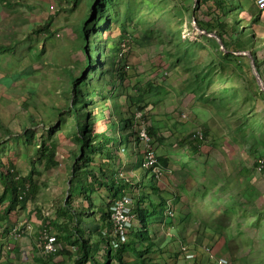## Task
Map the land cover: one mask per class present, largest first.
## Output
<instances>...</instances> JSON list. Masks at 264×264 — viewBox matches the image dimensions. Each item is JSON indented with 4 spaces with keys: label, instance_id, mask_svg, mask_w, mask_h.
Segmentation results:
<instances>
[{
    "label": "rangeland",
    "instance_id": "1",
    "mask_svg": "<svg viewBox=\"0 0 264 264\" xmlns=\"http://www.w3.org/2000/svg\"><path fill=\"white\" fill-rule=\"evenodd\" d=\"M241 2L246 10L238 15V18H244L239 24L241 26L246 24L247 26L245 30L247 42H252L251 35L254 34V42L259 44L264 41V27L258 24L253 25V32H251V25L248 23L252 13L258 11V7L254 2L249 4V0H241ZM196 3L198 7L195 11ZM208 7L209 4H204L201 0H117L116 3L114 2L111 6H108L110 8L109 16L112 21L103 36L115 37L116 46L124 48V53L127 54L126 59L121 64L125 66L129 64L128 68L126 67L128 77L125 87H121L118 82L112 89V86L101 83L102 76L98 69L97 83L95 86H89V90L96 88L97 91L101 90L103 94L106 92L105 94L108 98L110 94H113V96L116 94L115 96L120 106L115 110V117L119 119L123 114L129 117L135 116L136 109L131 104L129 95L136 94L140 85L143 86L144 83L150 80L152 84L167 88L168 94L164 99L159 104H149L144 111L145 119L142 117V121L148 126L155 121V124L162 128L160 134L166 139L163 142L155 141L156 144L154 146L157 154H163L165 157L178 154L174 150L178 149L180 144L187 145L189 143V141H185L187 137L193 135L201 140L198 137V132L202 131V150L213 156L209 162L218 171H215L217 174L216 182L221 180V176H223V166L227 169L231 168L237 176L250 178V182L248 181L244 188L245 196L244 194L243 196L237 195V204L232 208L234 210L233 216H230L231 221L227 229L223 228L226 230H222L220 233L224 236L225 232L228 234L235 233L233 228L238 222H241L244 231L238 238L233 234L232 236H235L236 239H230L234 255L236 254L233 260L234 263L243 261L241 256H245L244 262L247 264H252L255 259H257L258 264H261V262L264 264V252L259 250L260 246H264V240L261 239V241L259 235L260 227L264 223V210L261 209L264 208V170L259 171L255 166V161L259 157L264 159V94L259 93L257 91L258 88L255 90V82L249 87L247 86V80L252 77L250 69L247 67L249 59L241 58V64L245 67L238 75V69L235 66L237 63L233 59H228L223 67L220 68L223 69L222 74L214 75V81L207 84V90L220 91L219 96H222L224 92L229 100L232 98L240 100V113L239 117H237L240 120H231L229 123V125L235 126L239 122V140L234 142L230 139V136L228 140L222 138L224 131L227 130L226 124L229 120L222 121L217 116L218 110L212 103L206 104L198 100L196 94L188 89V87L192 86V81H196L193 71L197 70V68H205V63L211 59L212 55L208 53L209 49L206 47H195L193 50L188 47L187 50L190 52H187L186 60L174 57V53H176L174 48L176 47L178 36H181L183 41L194 40L196 37H199L201 41L200 32L195 28V25L197 26L196 16L202 21L209 20L212 11ZM228 10L230 14H233V8L229 7ZM48 16L51 20L52 29L49 40L47 42L45 40L46 53L37 59L36 63L33 62V66L36 67V74L30 77V84L36 87L33 98L29 99V103H26V99H23L20 95L22 91H25L21 85L22 81L9 88L0 86V146H2V149L0 148V157L6 166L10 163L14 164L22 175H26L33 168L41 173L35 176L41 184L40 193L34 201L28 204V210L27 208L20 210L18 207L11 212L7 210L5 213L8 215H5V213L0 215V264H73L76 253V251L71 249V251H65L69 253L45 257L35 248L40 241L38 236L41 235L42 230L46 226L51 231L57 232V227L51 224L50 221L54 220L56 224L60 223V221L56 220V210L63 204L67 196L69 197V181L73 162L75 161L72 154L74 150H77V142L74 139L75 119L73 114L67 109L71 104V97L63 93L68 78L66 68L70 66L76 74H79V77H87L89 83L94 81L95 77L90 75L88 68L81 71L85 55L80 44V25L85 17L89 20L95 19L97 25L100 24V21L98 20L95 2L90 4L89 0H49ZM116 16L124 20L125 31H122L123 24L114 20ZM193 21L196 22L195 25ZM21 31L17 38H28V36H25L28 31ZM92 33L91 30H88L87 37H91ZM96 33L98 41L102 33L100 25ZM169 38L171 43H169ZM167 44H172L173 46L170 53L166 50ZM85 46L87 47V44ZM110 48L113 47L111 42L108 41V52ZM14 49L13 47L10 51ZM256 51L259 58L264 57V47H256ZM30 61L29 57H27L22 61L23 65L20 67H24ZM186 64H191L197 68H186ZM232 69H235V72H232ZM105 70V79L111 80V66L107 64ZM233 86H236V88ZM111 89L114 92H111ZM227 89H230V92L227 93L225 91ZM255 91L256 94H254ZM93 99L97 102L94 110L97 114L106 105L102 100V96L94 95ZM223 112L220 110L221 114ZM30 116L34 117L36 123L34 129L37 130V136L31 142H26L21 134H23L25 127L31 126L29 122ZM136 117H133V119L140 122L141 125V115L138 113ZM98 121L100 122L96 123V130H101L105 127V121L102 118ZM48 126L53 128L52 137L58 145L56 160L59 162L56 167L49 171L44 168L43 163L39 162L38 156L35 157L34 163L29 159L34 156V150L38 147L39 141L47 135L48 129L46 127ZM231 130L229 131L231 132ZM108 133L112 132L108 130ZM117 134L122 135L121 131L119 133L118 128ZM15 135L16 137L14 138ZM125 137L128 141L129 135ZM125 137L122 138L124 146L121 143L118 146L120 150L115 153L117 156H125V153L129 150L125 146ZM178 150L180 153L183 152L182 149ZM127 156H129V151ZM99 158L100 156H98L97 162L101 163ZM171 158L176 160L178 155H174ZM119 170L120 176L132 177L136 181L139 178L140 171L137 170L132 173L131 168L127 165L122 170ZM178 180L173 173L167 170L163 172L158 183L161 187L160 191H163L166 199L168 197L169 204L171 206L174 205L176 209L183 208L186 211L187 209H185L183 204L186 200L185 196L181 198V201L179 200L180 203L177 200L179 192L176 184ZM211 187L214 186L210 185ZM227 187L228 185H223V188L226 189ZM2 190L3 187L0 180V194ZM142 191L144 194L145 192H150L149 194H151L150 189L144 191L140 188L135 189L134 194L138 197ZM134 194L129 192L132 197ZM104 196H106L107 201H110L111 197L108 193H104ZM152 196L156 198V195L152 194ZM72 202L73 204L75 203L74 200ZM79 204L82 207L85 202L81 201ZM204 204L208 212L213 211L212 208H214L217 210L215 212L216 215L223 214V207H209L206 203ZM4 205L3 202H0V211L6 210ZM74 206H76V203ZM144 206L147 219L146 225L149 226L150 214L151 212L157 213V210L152 211L150 200L147 196ZM202 207L200 206V208ZM136 210L138 211V208ZM177 211L180 213L179 210ZM187 220L190 227L189 230L183 234L178 232L176 236L173 233L167 243L166 250L174 246L176 254L185 256L186 253H192L195 255L188 246L189 244L193 245L201 242V245H211L210 250L206 248L209 245L203 248L206 255L209 256V253L217 255L214 250H217V243L221 244L222 241L223 246L227 247V241L221 235H218L219 239L214 240V243L205 242L206 237L202 236V232H200V226L203 224H200L196 217L191 216ZM20 222L32 224L33 232H23L19 239L9 236L4 240L5 237L1 236V234L7 237L10 230ZM132 222L135 224L134 226L138 227V214L135 219H132ZM98 223H101L99 213L94 210L89 212V217L80 220L79 226L82 230L84 228L91 230ZM145 234H148V227H146ZM183 239L186 240V243L181 244ZM237 239L246 245L247 251L240 252L243 245L241 243L238 244L236 242ZM183 245H186L185 249ZM250 247L254 248V252L248 251ZM158 255L159 253L157 252L153 258L161 264ZM97 259L98 263L101 264L103 259L101 252L97 254ZM136 259L137 256L133 252L128 251L126 253L125 260L129 264H132V261ZM249 259L250 261L248 262ZM109 263L119 264V261L113 258ZM254 264H257L256 260Z\"/></svg>",
    "mask_w": 264,
    "mask_h": 264
},
{
    "label": "trees",
    "instance_id": "2",
    "mask_svg": "<svg viewBox=\"0 0 264 264\" xmlns=\"http://www.w3.org/2000/svg\"><path fill=\"white\" fill-rule=\"evenodd\" d=\"M116 1L117 0H89L90 4L95 2L100 24L97 25V21L95 19L89 20L85 17L80 25V44L85 55L81 71L88 68L90 75H93L95 79L92 83H89L87 77H79V74H76L70 66L66 68L68 78L63 93L64 95L71 97V104L67 109L73 114L75 119L74 139L77 142V150H74L72 154L75 161L73 162L71 178L69 181V197L67 196L63 204L56 210V220H58V222L60 221V223L56 224L54 220L50 221L51 224L57 227V232L51 231L47 226L45 227L48 233L55 238V244L56 246L58 245V247L55 251L48 252L43 255L44 253L41 252L39 246L40 241L42 242L40 235V241L37 243V248H35L41 255L49 256L51 254V257L60 253H67L72 249L76 251L73 264H99L97 259V254L99 252H101L103 258L101 264H110L109 262L113 258L117 259L119 264H129V262L125 260L126 253L128 251L133 252V254L137 256V259L132 261L135 264H159L158 262L153 261L152 254L156 252V250L154 249L155 244L149 235L150 225L152 223L151 218L154 217V212H151L149 226H147L144 202L147 196L150 200V207L152 208V211L157 210L160 217L164 216V212L168 211V208L172 207L171 204H169L170 202L168 197L166 199L163 191H160L161 187L158 183L160 178L156 177L152 170L153 167H144L145 153L147 152V149L139 137L141 130L140 122L133 119V117L137 118L136 114L138 112H141L143 119H145L144 117L146 116L144 111L146 107L151 103L159 104L168 94L167 88H163L161 85L158 86L152 84V81L150 80L144 83L143 86L140 85L137 88L136 94L129 95V100L136 109L135 116L129 117L128 115L123 114V116H120L119 119L115 117V110L118 106H120V103H118L115 96L116 94L114 96L113 94H110L108 98L105 94L106 92L103 94L101 90L97 91L96 88H91V91L89 90V86H95L97 83L96 76L98 69L100 70V74L102 76L101 83H103V85L106 83L108 86H112L113 89V87L116 86V83L119 82L121 87H125L128 77L126 67L128 68L129 64L125 66L121 64V62L126 59L127 53H124L125 51L123 47L119 48L116 46L117 41L115 37L103 36V33L105 30H108L107 27H109L112 21V18L109 16L110 8H108V6H111L114 2L116 3ZM201 1L204 4L208 3V9L212 12L209 20L202 21L196 16L197 26L208 33L218 35L223 41V45L226 50L221 49L220 43L216 37L200 33L201 41L199 40V37H196L194 40L188 39L183 41L181 40V36H178L176 42L177 44L174 48L176 49L174 57L186 60L188 55L187 52H190L187 50L188 47L193 50L195 47H206L209 49L208 53H211L212 57L205 63V68H197L191 64H186V68H197V70L193 71L196 81L193 80L192 86L188 87V89L196 94L198 100L206 104L212 103V105L218 110L217 116L222 121L229 120L226 124L228 135L232 141L238 142L239 122L236 123L235 126H231L229 123L231 120H240L237 118L240 113V100L237 98L229 100L226 98V94H224V92L222 93V96H219L218 94L220 91L215 92L207 90V84L214 81V75L219 73L222 74L223 69L220 68L223 67L228 59H233L237 63L235 66L236 69H238V75V73L245 67L241 64V58H246L249 59L247 67H249L252 75L251 79L247 80V86L249 87L253 82H255V90L258 88L257 91L264 94V90H262L258 85L256 77L252 71L249 56L234 53L235 51L244 50L251 52L254 57L257 70L264 80V57L259 58L256 51V47H264V41L259 44L254 42V34L251 33L252 42H247L245 36L247 26L246 24L241 26L239 22H242L244 18H238V15L242 11L246 10L241 0ZM197 7L198 4L196 3L195 11ZM229 7L233 8V14L228 12ZM115 13H117V11H115ZM114 20L123 24L122 31H125L124 20L117 16ZM248 23L251 25V32H253V25L258 24L264 27V8H258V11L252 13ZM99 25L101 26L102 33L101 37L97 41L96 31ZM88 30L93 32L91 37H87ZM108 41L111 42L113 47L110 48L109 52L107 51ZM98 43H100V45L97 46ZM169 43H171L170 38ZM86 44L87 47L85 46ZM167 45L166 50L170 53L173 46L172 44ZM3 49L8 50L10 47ZM107 64L111 66V80L105 79V69ZM232 72H235V69H232ZM233 87L236 88V86ZM112 89L110 91L114 92ZM225 91L228 93L230 92V89ZM254 94H256V91ZM94 95L102 96V100L106 105L105 108L97 114L94 112L97 103L96 100L93 99ZM220 110L224 111L223 114L220 113ZM100 116L105 121V127L101 130H96V123L100 122L98 121L101 119H99ZM30 117L29 122L31 126L25 127L23 129V134H21L26 142H31L37 136V130L34 129V125L36 124L34 117ZM145 127L150 134L153 145L156 144L155 141L163 142L166 139L162 134H160L162 128L156 125L155 121H153V124H150L149 126L145 124ZM46 128L48 129L47 135H45L44 139L39 141L38 147L34 150V156L29 159L34 163L35 157L38 156L39 162L43 163L44 168L49 171L59 164L56 160L58 145L52 137V126H48ZM117 128L119 133L120 131L122 132V135L117 134ZM230 129H232L231 132L229 131ZM108 130L112 133L109 134ZM126 133L129 135L128 141L125 137L128 136ZM205 134L207 133L205 132ZM192 136L193 135L185 139V141H189L187 145H179V148L184 149L185 151L180 153V159H185L187 161L182 164V168L190 173L192 178L197 179L198 181L194 186L189 187V190L185 194L191 198L190 204H195L196 202L193 197L200 195L201 199L208 197V199H206L207 206H214L217 208L219 206L223 207V214L220 213L216 215L214 210L208 212V214L210 215V218H212L211 222L216 224L214 229L225 231L231 221L230 216H233L234 210H232V208L237 204V195L239 194L238 196H243L244 194L245 196L244 188L250 178L237 176L232 170L227 171L225 174L226 177H223L226 179L224 183L215 182V185L210 183V185L214 187L210 188L208 183L200 182L199 178L206 172L207 168L205 166L207 162H209L210 154L202 150L203 134L202 137L198 136L201 140ZM15 137L16 135L14 138ZM123 137H125V146L129 149V156H127L129 159L126 157L128 151L125 153V156H117V154H115L120 150L118 146L122 143ZM40 138H42V136H40ZM122 145L124 146L123 143ZM0 148L2 149V146H0ZM98 156H100L99 159L101 163L97 162ZM156 156L158 159L157 164L160 165L164 171L169 170L168 166L171 155L165 157L163 154L158 155L156 152ZM262 158L263 157H259L257 161H255L256 168L260 164L259 160ZM262 160L263 167L260 171L264 170V159ZM77 161L79 162L77 163ZM126 165L131 168L132 173L137 170L140 171L137 181L135 178H128L127 176L119 175V169L122 170ZM40 174V171L33 168L26 175H22L19 170L16 169L14 164L10 163L6 166L3 159L0 157V180L3 187L2 193L0 194V202L5 204L4 207H6V210L4 213L7 210L11 212L14 208L18 207L20 209H26L28 204L36 199L37 195L40 193L41 184L35 176ZM225 184L228 185L226 189L223 188V185ZM138 188L144 191H146V189H150L151 194H149L150 192H145L144 194L142 191L141 194L136 197L134 191ZM196 189L202 190V194L197 193ZM206 189L210 192H207ZM182 190H185V187L178 189V201H181ZM129 192H133V197L129 195ZM104 193H108L110 195V201H107L106 196L103 197ZM152 194L156 195L157 199L154 198ZM125 195H129L133 200L130 213L133 214L134 219L138 214L139 224L137 227L134 226L135 224L132 222L131 226L126 228L128 231L126 240L122 241L117 246H113L112 240L115 239L116 236L114 237L112 235L114 220L112 219L113 210L111 208L117 200H120ZM73 200L75 201L76 206H74L75 203L73 204ZM81 201L85 202V205L82 207L79 204ZM137 208L138 211L136 210ZM261 209L264 210V208ZM94 210L96 213H99L101 223H98L91 230H86L85 228L82 230L79 226L80 220L89 217V212ZM215 211L217 210L215 209ZM5 215L8 214L5 213ZM190 217L191 216H185L184 218L180 217L179 219L184 220V222L188 224L187 219ZM210 218L202 219V221L208 226H212V223L209 222ZM197 221L195 222L197 223ZM146 227H148L147 235L145 234ZM233 229L235 231L233 234L237 238L241 235L242 231H244L241 222H238ZM259 231L260 240H264V223L261 225ZM87 234H89V236H87ZM233 234L225 232V240L227 241V246L230 250H233L230 239H236L235 236H232ZM236 242L243 245L240 251L241 253H243L242 251H247L244 243L238 239ZM66 250L68 251L65 252ZM259 250L264 252V246H260ZM248 251L254 252V248L250 247L248 248ZM231 253L233 254L231 255L232 258H234L236 254L234 255V251ZM244 259L245 256H241V260L243 261L236 264H247L244 262ZM255 260L258 264L257 259ZM249 261L250 259L248 262ZM254 261L252 264H254Z\"/></svg>",
    "mask_w": 264,
    "mask_h": 264
},
{
    "label": "crops",
    "instance_id": "3",
    "mask_svg": "<svg viewBox=\"0 0 264 264\" xmlns=\"http://www.w3.org/2000/svg\"><path fill=\"white\" fill-rule=\"evenodd\" d=\"M48 2L49 0H0V86L9 88L18 84L19 81H22L21 85L25 91H22L20 95L23 99H26V103H29V99L33 98L35 95L34 92L36 87L30 84V77L35 76L36 74V67L33 66V62L36 63L38 61L37 59L41 58L46 53L45 44L49 40V36H51L52 26L51 20L48 16ZM251 3H253V0H249V4ZM21 30L28 31L25 35L28 36V38H17V35L22 32ZM6 47H10V49L14 47L15 49L13 51H10V49H3ZM27 57H29L31 61L27 65H24V67H20L23 65L22 61ZM222 138L227 140L229 139L227 130L224 131ZM178 149L174 150V152L178 154H173V156L178 155V158H176V160H173L172 158L170 159L168 171L173 173L175 178L179 179L176 184L177 190L181 187H185V190L181 191V198L185 196L186 200L183 204L187 210L184 211L183 208L176 209L174 205H172L171 208L175 211L174 216H168L167 211H165L164 216L161 217L158 215L159 213H154V217L151 218L152 223L150 225L149 232L150 238L155 244L154 249L156 250L152 256L154 257V254L158 252V258L161 260V264H217L215 261L210 260L208 255H206L203 250L204 246L209 244L201 245V242L193 245L189 244L188 247L195 253L194 259H189L178 253L176 254L174 246L171 249L166 250L167 243L170 241V237L173 236V233L175 234L174 236H176V233L178 232L183 234L190 228L184 220L179 219L180 217H196L199 220V223L203 224L200 226V231L203 232V236L206 237L205 242L214 243V240H217V238L219 239L218 235L225 238V236L220 233L222 230L220 231L214 229L216 224L211 222L212 218H210V215L208 214V209H205L206 206L204 202L207 203L206 199H208V197L201 199L200 195L195 196L193 198L196 203L190 204L191 198L185 193L189 190V187L194 186L198 181L197 179L192 178L190 173L182 168V164L187 161L185 159H180L181 156ZM182 150L185 152L184 149ZM212 157L213 156H209V160ZM205 167L207 169L206 172L200 176V182H206L208 185H210V183L215 185V179L217 178V174L215 172L217 170L215 166L210 162H207ZM227 171H232V169H227L223 166V176H221L222 178L218 182H225L226 179L223 177H226L225 174ZM206 191L210 192L207 189ZM196 192L202 194L203 191L196 189ZM190 205L194 207H191ZM200 206L203 207L200 208ZM177 210H179L180 213ZM212 210L216 212L214 208H212ZM3 213L4 211L1 210L0 215ZM209 218V222L212 223V226H208L202 221V219ZM1 236L5 237V240L10 236V232L7 237L3 234H1ZM38 237L40 238V236ZM164 237L165 239H163ZM184 242L186 243L185 239L181 241V244ZM217 245V250L214 249L217 255L227 256L230 258L232 264H235L233 261L234 258L231 256L233 255L231 253L233 250H230L228 246H223L222 241L221 244L217 243ZM209 246L211 247V245ZM153 261H156V259L154 260L153 258Z\"/></svg>",
    "mask_w": 264,
    "mask_h": 264
},
{
    "label": "built area",
    "instance_id": "4",
    "mask_svg": "<svg viewBox=\"0 0 264 264\" xmlns=\"http://www.w3.org/2000/svg\"><path fill=\"white\" fill-rule=\"evenodd\" d=\"M256 6L260 9L264 8V0H253ZM141 115V112H138ZM137 113V116H138ZM142 124L141 130H140V140L145 145L147 152L145 153V162L144 167L150 168L153 167L152 170L155 173L157 178H161L164 170L163 168L157 164L158 159L156 156V150L155 146L153 145L152 139L150 137L149 132L147 131L144 122L142 121V115L141 120ZM199 136L202 137V132H198ZM259 165L257 166V169L260 171L263 167V160H259ZM132 198L129 195H125L120 200H117L115 204L112 206V219L114 220V225L112 229V235L116 238L112 240L113 246H117L122 241L126 240L128 236V231L126 230L127 227L131 226L132 219H134L133 214L130 213L131 204H132ZM168 216H174L175 211L173 209H168L167 211ZM33 232V225L28 222H20L19 224H16L11 230H10V236L14 238H21V235L23 232ZM41 240L39 246L41 248L42 253H48L51 251H55L57 246L55 244V238L51 236L47 229L44 228L41 232ZM186 245H183V248L185 249ZM182 247V246H181ZM207 250H210V246L206 247ZM185 257L189 259H194L195 255L192 253H186ZM209 259L212 261H215L217 264H232L230 258L227 256H219L215 255L213 253H209Z\"/></svg>",
    "mask_w": 264,
    "mask_h": 264
},
{
    "label": "water",
    "instance_id": "5",
    "mask_svg": "<svg viewBox=\"0 0 264 264\" xmlns=\"http://www.w3.org/2000/svg\"><path fill=\"white\" fill-rule=\"evenodd\" d=\"M193 23H194V25L196 24L195 21H193ZM195 28H196L200 33H202V34H207L208 36L216 37V39H217L218 42L220 43V47H221V49L226 50L225 47H224V45H223V42H222L221 38H220L218 35H216V34H214V33H208V32H206L205 30L200 29V28L197 27L196 25H195ZM234 53H235V54H243V55H247V56H249V58H250V63H251V67H252V71H253V73H254V75H255V77H256L257 83H258V85L260 86V88H261L262 90H264V80L262 79L260 73H259L258 70H257L256 64H255V60H254V57L252 56L251 52H249V51H245V50H244V51H235Z\"/></svg>",
    "mask_w": 264,
    "mask_h": 264
},
{
    "label": "bare ground",
    "instance_id": "6",
    "mask_svg": "<svg viewBox=\"0 0 264 264\" xmlns=\"http://www.w3.org/2000/svg\"><path fill=\"white\" fill-rule=\"evenodd\" d=\"M223 42V41H222ZM132 205V204H131ZM46 225V224H45ZM37 227V226H36ZM39 227V226H38ZM42 227V226H41ZM40 228V227H39ZM41 229V228H40ZM43 229V228H42ZM49 229V228H48ZM25 233V232H24ZM28 233V232H27ZM40 234V233H39ZM40 236V235H39ZM19 239V238H18ZM38 239V238H37ZM41 242V241H40ZM57 247H58V245H57ZM41 249V248H40ZM63 250V249H62ZM52 252V251H51ZM53 254V253H52ZM43 255H45V254H43ZM51 255V254H50ZM47 256V255H46ZM45 256V257H46Z\"/></svg>",
    "mask_w": 264,
    "mask_h": 264
},
{
    "label": "clouds",
    "instance_id": "7",
    "mask_svg": "<svg viewBox=\"0 0 264 264\" xmlns=\"http://www.w3.org/2000/svg\"><path fill=\"white\" fill-rule=\"evenodd\" d=\"M202 132V131H201ZM202 134H203V132H202ZM220 256V255H219Z\"/></svg>",
    "mask_w": 264,
    "mask_h": 264
}]
</instances>
